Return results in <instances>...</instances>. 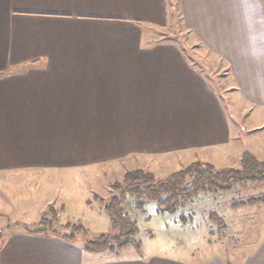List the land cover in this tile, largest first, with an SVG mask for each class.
I'll return each instance as SVG.
<instances>
[{"label": "crops", "instance_id": "0c3cea01", "mask_svg": "<svg viewBox=\"0 0 264 264\" xmlns=\"http://www.w3.org/2000/svg\"><path fill=\"white\" fill-rule=\"evenodd\" d=\"M178 8L225 90L158 35ZM178 151L264 159V0H0V174ZM28 229L2 240L0 264H189ZM252 248L241 264H264V238Z\"/></svg>", "mask_w": 264, "mask_h": 264}, {"label": "rangeland", "instance_id": "374dc122", "mask_svg": "<svg viewBox=\"0 0 264 264\" xmlns=\"http://www.w3.org/2000/svg\"><path fill=\"white\" fill-rule=\"evenodd\" d=\"M158 35L178 43L205 74L222 82L223 90L228 88L223 72L220 74L218 58L205 50L185 25L182 9L174 12L170 23L159 29ZM221 94L225 96L222 90ZM235 156L233 153L232 157ZM196 162L224 168L194 153L178 151L128 156L83 168L42 167L29 169V174H0V244L13 231L37 228L44 215L52 218L50 209L57 212L58 231L71 233L64 227L68 223L85 228L87 234L75 236L78 241L109 233L111 222L105 203L116 194L114 185L123 183L128 171L142 169L161 179ZM250 197H264V183L236 185L228 193H200L193 203L175 214L160 213L154 202H148L144 211H138L131 202L130 212L138 222L137 239L141 246L124 249L120 257L160 255L189 264H216L221 259L227 264L245 263L254 252L252 247L264 238V198L258 204L240 208L232 203ZM213 215L221 217L223 222L215 221ZM105 253L102 255L107 257L114 254Z\"/></svg>", "mask_w": 264, "mask_h": 264}, {"label": "trees", "instance_id": "16d2710c", "mask_svg": "<svg viewBox=\"0 0 264 264\" xmlns=\"http://www.w3.org/2000/svg\"><path fill=\"white\" fill-rule=\"evenodd\" d=\"M246 183H264V160L258 159L253 154L245 152L242 155L239 167L218 168L210 164L196 162L190 166L172 172L164 178L156 179L149 172L142 169L128 171L123 183H116V194L112 195L105 203V210L110 216L111 232L86 240L84 247L92 252L112 251L120 253L128 247L139 249L141 242L137 239L139 233L138 222L132 217L130 203L134 209L144 211L148 202H154L160 213L175 214L181 208L193 203L200 193H228L236 185ZM264 197H250L246 201H233L235 208L258 204ZM52 218L44 215L36 229H28L30 233H53L58 220L57 212L50 209ZM213 219L222 223V218L213 215ZM218 223V224H219ZM72 229L69 236H75L87 231L82 225L67 224Z\"/></svg>", "mask_w": 264, "mask_h": 264}]
</instances>
